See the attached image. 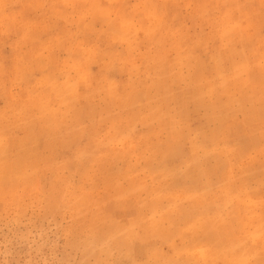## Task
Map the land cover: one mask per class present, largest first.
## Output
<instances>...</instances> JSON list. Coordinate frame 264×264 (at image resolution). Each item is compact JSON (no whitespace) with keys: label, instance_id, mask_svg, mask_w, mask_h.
<instances>
[{"label":"rangeland","instance_id":"374dc122","mask_svg":"<svg viewBox=\"0 0 264 264\" xmlns=\"http://www.w3.org/2000/svg\"><path fill=\"white\" fill-rule=\"evenodd\" d=\"M0 264H264V0H0Z\"/></svg>","mask_w":264,"mask_h":264},{"label":"bare ground","instance_id":"6f19581e","mask_svg":"<svg viewBox=\"0 0 264 264\" xmlns=\"http://www.w3.org/2000/svg\"><path fill=\"white\" fill-rule=\"evenodd\" d=\"M164 148H165V147H164ZM162 151H163V150H162ZM170 155H171V154H170ZM163 159H164V158H163ZM163 159H162V160H163ZM164 160H165V159H164ZM209 190H210V189H209ZM206 206H207V205H206ZM209 216H210V215H209ZM214 219H216V218H214ZM225 240H226V239H225ZM162 259H163V258H162Z\"/></svg>","mask_w":264,"mask_h":264}]
</instances>
